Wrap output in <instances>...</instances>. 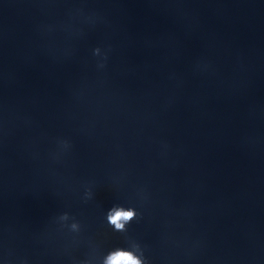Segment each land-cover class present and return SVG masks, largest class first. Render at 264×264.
<instances>
[{"label":"clouds","instance_id":"clouds-1","mask_svg":"<svg viewBox=\"0 0 264 264\" xmlns=\"http://www.w3.org/2000/svg\"><path fill=\"white\" fill-rule=\"evenodd\" d=\"M99 50L97 49V52ZM137 211L133 207H124L120 205L113 206L106 215L107 222L113 227L116 232H126L127 225L137 218ZM62 219H67L65 213ZM73 230H77L79 225L73 223L71 225ZM103 264H147L146 259L143 257V251L136 243H132L130 249L117 247L108 252L103 258Z\"/></svg>","mask_w":264,"mask_h":264}]
</instances>
